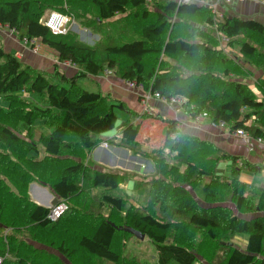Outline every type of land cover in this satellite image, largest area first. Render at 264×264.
<instances>
[{
    "label": "trees",
    "instance_id": "trees-1",
    "mask_svg": "<svg viewBox=\"0 0 264 264\" xmlns=\"http://www.w3.org/2000/svg\"><path fill=\"white\" fill-rule=\"evenodd\" d=\"M48 9L80 20L100 39L91 45L71 30L54 34L42 21ZM0 24L22 39H39L60 62L79 68L66 76L56 66L51 75L58 80L51 81L0 46V97L8 103L0 107V254L8 255L2 264H140L125 250L136 236L120 227L144 233L157 247L158 264H264V192L253 194L236 167L232 176L222 174L220 161L229 155L182 133L175 120L161 147L140 152L155 168L144 208L110 193L129 180L127 173L77 160L115 128V107L126 109L78 86L79 78L106 69L165 99L185 98L193 118L206 114L264 140V78L257 81L262 98L240 79L252 72L246 60L264 69L262 23L218 17L208 5L176 0H0ZM37 120L45 126L38 140ZM121 127L123 144L134 149L139 126L127 120ZM33 181L68 202L61 218L51 220L48 207L30 200ZM198 187L209 205L197 200ZM249 213L257 215L242 216ZM242 233L246 250L233 242Z\"/></svg>",
    "mask_w": 264,
    "mask_h": 264
},
{
    "label": "crops",
    "instance_id": "crops-1",
    "mask_svg": "<svg viewBox=\"0 0 264 264\" xmlns=\"http://www.w3.org/2000/svg\"><path fill=\"white\" fill-rule=\"evenodd\" d=\"M219 10L229 17L253 19L264 25L263 0H232L231 2H220ZM96 34L99 35L98 33ZM35 40L37 39L26 42L16 33H13L10 27L0 24V46L7 52L14 53L25 64L45 71L49 76H52L51 73L56 66L66 76H74L79 71V68L70 62H60L58 53L44 43L40 42L42 44L41 49L34 51L33 48L35 46H33V44ZM251 70L253 71L251 73L254 79L258 80L264 78L263 70L259 69L256 71L252 68ZM106 71L107 69L98 75H88L84 77L88 83V90L103 92L106 95L111 94L113 101H122L125 104L126 109L124 110L127 111H125V113H130L132 117H128L120 124L118 138L99 136L101 138V144L88 153L85 159L77 158V160H83L93 169L104 171L109 170L108 168H112L109 166H118L117 168H119V170L114 169V171L122 174L128 173L125 170L131 168V164L136 161H141L142 163L147 162L149 165L152 163L153 165V162H151L152 160L142 153H154L157 148L161 147L168 130V122L170 120H175L177 128L180 129L182 133L213 142L220 148V153L218 155H229L220 161L219 167L222 169V174L232 176V169L236 167L240 170L238 174L239 181L246 183L253 194L255 193L258 196L261 192H264V140L253 137L249 132H247L245 136L237 135L236 131L231 130L229 126H215L213 121L205 116L193 118L183 106L172 105L155 97H152L146 103L142 98L141 93L143 92L141 90H135V88L129 89L126 87L127 82L121 79L111 69V72ZM240 79L244 80V78ZM79 81L80 79H78V82ZM253 88L255 90V87ZM260 95L262 94L260 93ZM116 108L117 107H115V113L117 114ZM160 119L165 123L162 127H157L155 123H158ZM127 120L139 126L136 143L138 148L143 150L142 153H140L141 151H137L135 147L131 149L122 142L121 126ZM32 129H35L36 134L40 135L42 130L45 129V126L33 127ZM103 142H108L109 145L104 146L102 145ZM166 151H168V149H166ZM30 155L35 156L36 154L35 152H31ZM41 155H45L44 146L43 148L40 147L39 159L44 157ZM168 156L170 157L171 155ZM233 157L238 158L234 161ZM92 160H94L93 163H91ZM222 164H224V168H221ZM254 179L260 180L261 185L255 187L253 185ZM28 194L31 201L48 208L50 205L59 201V197L56 196L51 188L36 181L30 183ZM131 201L137 205L139 204L136 201ZM202 203L209 205L206 201L201 202V204ZM256 215L257 213H249L242 216L245 218H253ZM137 238L141 239L139 237ZM145 238H147V236H145ZM233 242L234 245L238 246L240 249L246 250L248 236L243 233L237 234Z\"/></svg>",
    "mask_w": 264,
    "mask_h": 264
},
{
    "label": "rangeland",
    "instance_id": "rangeland-1",
    "mask_svg": "<svg viewBox=\"0 0 264 264\" xmlns=\"http://www.w3.org/2000/svg\"><path fill=\"white\" fill-rule=\"evenodd\" d=\"M49 9L46 10V12L44 13V15L42 16V19L44 17H46V15L48 14ZM224 15V14H223ZM76 23L72 24L70 26V30L77 33L78 34V38L88 44H95L99 39H100V35H97L94 31H92L91 29L87 28L86 26L83 25V23L77 20H75ZM29 40V39H28ZM41 41L39 39L34 41L33 46H35L37 48V50L41 49ZM222 45L223 47L226 48V50L231 53L230 48L226 47L227 42L225 41V39H222ZM236 50H238V48H234ZM34 50V49H33ZM35 51V50H34ZM239 51V50H238ZM238 51H233L236 54H238L240 56V59L243 58L241 56L240 53H238ZM235 53L232 54V56L235 55ZM172 63H174V60H170ZM246 65V67L249 69H255L256 71H258L259 69L263 70V68H257L258 66L255 64H250L247 60L244 63ZM253 72V71H252ZM254 76L252 75V73H250L249 75L244 77V80L251 86V87H255L256 90V94L257 96H259V98H262L263 95H260V89H258L257 87V81L253 78ZM263 77V76H262ZM51 81H56V79L52 76H50ZM80 81L78 82V86L82 89H89L87 86V80L82 77L79 78ZM127 84V83H126ZM68 85V84H66ZM126 87H128L129 89H132V87L128 86V84L126 85ZM135 90H140L137 89L136 87H134ZM133 88V89H134ZM259 94H258V93ZM21 94H23L24 92H20ZM137 93V91H136ZM141 93V92H140ZM142 94V93H141ZM143 98V97H142ZM109 99L113 100V97L111 94H109ZM179 106H181V104H178ZM183 106V105H182ZM0 107H8V103L6 101H4L1 97H0ZM126 110L121 109V107H117L116 108V112L118 115V120H117V124L115 126V128L103 133L101 136L103 137H109V138H118L119 137V131H120V124L126 120L128 117H132V115L129 113H125ZM127 112V111H126ZM163 113V112H162ZM165 122H163V120H158V123H155V125L157 127L159 126H163ZM34 127H42V122L41 120H37ZM43 129V128H42ZM39 134H36L37 140L39 138ZM164 141V139H163ZM103 145V144H102ZM41 148H43V145H39ZM105 146V145H104ZM108 146V145H107ZM137 151H143L140 150V148L135 147ZM166 151V150H165ZM138 153V152H137ZM168 153V151H166V154ZM171 155V154H168ZM44 156V155H41ZM172 157V156H170ZM169 157V158H170ZM86 158V157H85ZM84 158V159H85ZM94 160L91 161V163H93ZM152 162V161H151ZM154 165V164H153ZM149 165V163H142L141 161H136L135 163L131 164V168H129L128 170H125L126 172H128V178L129 180H125L121 185L119 189H113L110 190V193L116 195V196H122V197H129L130 200L136 201L137 203H139L137 206H140L142 208H144V206L147 203V200L149 199V188H150V181L154 178V166ZM112 168H108L109 170H119V168H117L118 166H109ZM224 164L221 165V168H224ZM133 179V180H130ZM208 181V179H207ZM253 185L256 186H260V180L258 181L254 179L253 181ZM86 187L89 188V186L86 184ZM258 189H260L259 187H257ZM194 193L197 197V200L201 202H205V194H204V190L202 187H198L194 190ZM203 205H205V203H202ZM237 236V235H236ZM126 252L132 257L135 258L137 261L140 262V264H158V257H157V247L156 245L148 238L145 239H136V237H129L127 246H126ZM5 257H8V255H6ZM207 261V260H206ZM206 261L202 260L201 262L206 263Z\"/></svg>",
    "mask_w": 264,
    "mask_h": 264
},
{
    "label": "built area",
    "instance_id": "built-area-1",
    "mask_svg": "<svg viewBox=\"0 0 264 264\" xmlns=\"http://www.w3.org/2000/svg\"><path fill=\"white\" fill-rule=\"evenodd\" d=\"M176 1L179 2V4L196 2V3L208 5L213 9L214 12H216L218 17H223V13H221L219 10V3L220 2H231L232 0H176ZM42 21L47 27L51 29V31L54 34H65L70 30V26L76 23L75 19L72 16L64 12L58 11V10L50 11L46 15V17L42 19ZM11 31L15 33L13 29H11ZM23 40L26 42L32 41V40H28L27 38H23ZM33 49L37 51L36 47H34ZM106 72H111V71L107 70ZM127 84L128 86L132 88L136 87L137 89H140L143 92L142 97H143L144 102L146 103L152 97L160 99L164 102H168L169 104H172V105L181 104L182 106L183 102L185 101V98H182V97H172L171 99L168 100V99L163 98L159 93L152 94L150 91H146L143 86L138 85L135 81L127 82ZM203 116L208 117L206 114H204ZM213 124L215 126H221V127L229 126L225 122H220V123L213 122ZM236 134L240 136H245L247 135V132L243 128H240L236 131ZM171 138L175 140L177 138V134L173 133L171 135ZM102 144L105 146L109 145L108 142H103ZM68 209H69L68 202L65 200H59L55 204H52L49 206V218L53 221H56L59 218H61L68 211ZM4 259H5V256L0 254V264L4 262Z\"/></svg>",
    "mask_w": 264,
    "mask_h": 264
},
{
    "label": "water",
    "instance_id": "water-1",
    "mask_svg": "<svg viewBox=\"0 0 264 264\" xmlns=\"http://www.w3.org/2000/svg\"><path fill=\"white\" fill-rule=\"evenodd\" d=\"M120 229H124L125 231H128L134 235H136L137 237L141 238V239H144L145 238V234L134 229V228H130V227H120Z\"/></svg>",
    "mask_w": 264,
    "mask_h": 264
}]
</instances>
